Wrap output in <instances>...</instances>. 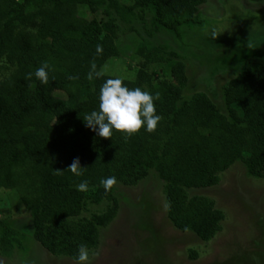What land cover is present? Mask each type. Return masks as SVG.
I'll return each instance as SVG.
<instances>
[{
    "label": "trees",
    "instance_id": "trees-1",
    "mask_svg": "<svg viewBox=\"0 0 264 264\" xmlns=\"http://www.w3.org/2000/svg\"><path fill=\"white\" fill-rule=\"evenodd\" d=\"M205 2L0 0V204L10 211L0 220L5 243L27 249L30 235L51 255L73 260L79 244L97 248L101 231L117 218L118 186L136 187L152 172L165 184L175 229L205 243L223 231L226 216L215 201L190 193L217 187L221 174L238 163L252 179L264 180V26L251 17L254 25L243 30L248 38L239 50L234 39L220 47L210 40L214 45L207 50L197 47L210 54L209 62L222 50L244 57L236 60L234 78L222 89L224 111L207 93L185 99L189 83L183 56L155 41L167 35L180 51L193 50L190 39L205 23L198 12ZM104 7L102 21L98 15ZM122 25L140 42L129 58L132 78L121 79L129 88L158 94L155 104L162 116L155 132L141 130L127 140L119 132L99 137L83 119L98 108L100 85L115 78L103 72L89 80L90 65L103 70L123 58ZM97 45L102 52H96ZM43 62L50 65L47 83L29 78ZM218 64L216 70L223 66ZM76 158L84 169L78 176L67 171ZM108 176L118 183L106 193L100 181ZM81 182H87L84 191L77 190ZM16 208L17 215L31 214L32 234L13 221Z\"/></svg>",
    "mask_w": 264,
    "mask_h": 264
},
{
    "label": "rangeland",
    "instance_id": "rangeland-1",
    "mask_svg": "<svg viewBox=\"0 0 264 264\" xmlns=\"http://www.w3.org/2000/svg\"><path fill=\"white\" fill-rule=\"evenodd\" d=\"M121 1L126 5L131 4V0ZM106 9L104 7L98 15L102 21L107 17L103 14ZM263 9L264 4L248 0H206L198 8L205 23L198 28L195 39H190V44L195 46L193 50L182 48L180 51L167 35L155 41L157 45L167 44L175 48L183 56L189 83L184 93L185 99L197 93H207L224 111L222 89L234 78L232 74L236 60L240 61L244 57L234 51L226 55L227 52L222 50L224 55L209 62L210 54H205L203 49L198 50L197 47L206 46L207 50L214 42L220 47L219 44L223 46L226 41L234 39L240 44L235 48L239 50L247 43L248 36H243V30L249 24L254 25L253 17L261 19L260 23L264 26ZM248 11L253 15L248 16ZM85 16L91 19L88 11H85ZM146 19L150 23L149 14H146ZM121 27L123 30L119 43L125 54L121 59L110 61L103 72L130 79L129 58L140 38L130 32L128 26ZM249 32L252 36L256 35L254 30ZM218 63L223 66L216 70ZM220 177L221 182L217 187L190 193L192 196L203 195L213 199L217 208L225 213L223 231L208 243L193 233H182L174 228L168 218L165 184L155 172L136 187L118 186L120 212L113 223L101 231L98 246L101 254L93 257L91 264H264V180L249 177L246 168L240 163ZM6 206L5 202L0 204V220L10 216V211H7L9 207ZM19 211L17 208L15 212L11 211L13 221L17 223L18 229L32 234L31 214L26 212L17 215ZM3 242L0 234V264H75L74 260L51 255L39 243L31 240L30 235L27 249H21L15 242L10 245Z\"/></svg>",
    "mask_w": 264,
    "mask_h": 264
},
{
    "label": "clouds",
    "instance_id": "clouds-1",
    "mask_svg": "<svg viewBox=\"0 0 264 264\" xmlns=\"http://www.w3.org/2000/svg\"><path fill=\"white\" fill-rule=\"evenodd\" d=\"M96 52H102V47L97 45ZM50 65L43 62L34 73H29V78L34 76L41 83H47ZM103 70H98L95 62L90 65L87 78L89 80L99 79ZM159 99L158 94L143 89L142 87L129 88L120 77L108 78L99 87L98 108L93 109L83 119L86 127L102 138H111L113 132L124 135L125 140L143 130L153 133L157 130L162 116L157 114L155 101ZM78 158L74 159L68 166L67 171L74 175L83 172ZM118 183L115 176L102 178L100 185L107 193ZM87 189V182L77 185L78 191ZM99 247L90 248L81 243L76 248L73 260L75 264H91L93 257H99Z\"/></svg>",
    "mask_w": 264,
    "mask_h": 264
}]
</instances>
